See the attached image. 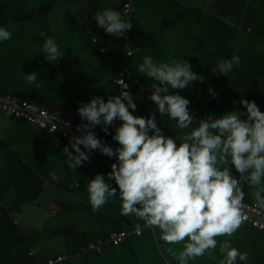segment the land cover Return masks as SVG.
Wrapping results in <instances>:
<instances>
[{"label":"crops","instance_id":"obj_1","mask_svg":"<svg viewBox=\"0 0 264 264\" xmlns=\"http://www.w3.org/2000/svg\"><path fill=\"white\" fill-rule=\"evenodd\" d=\"M107 8L131 23L125 36L97 27L95 14ZM0 27L11 32V39L0 42V100H27L86 123L78 116L79 103L94 95L105 102L117 96L116 78L125 64L128 92L137 105L133 114L148 117L156 111L149 99L155 81L137 68L146 55L161 63L173 54L204 77L179 91L198 118L244 111L241 99L254 100L264 112V0H0ZM45 35L63 55L57 61L45 58ZM234 55L240 64L226 77L219 74L218 62ZM31 73L35 84L25 79ZM157 121L166 135L179 134L167 116L157 113ZM65 146L72 151L66 139L0 109V264H179L167 252L169 245L158 240V229L120 214L118 197L92 211L89 180L110 172L111 164L90 153L89 162L69 169ZM244 191L250 193L247 186ZM245 201L253 199L246 195ZM121 231L126 237L113 244L109 237ZM226 239L249 253L237 264H264V232L244 222L232 237H217ZM171 247L178 251L183 245ZM214 255L216 261L206 253L189 264H219V246Z\"/></svg>","mask_w":264,"mask_h":264},{"label":"clouds","instance_id":"obj_2","mask_svg":"<svg viewBox=\"0 0 264 264\" xmlns=\"http://www.w3.org/2000/svg\"><path fill=\"white\" fill-rule=\"evenodd\" d=\"M94 20L106 34L118 38L132 28L129 20L112 8L97 12ZM9 39L11 32L0 27V42ZM43 52L50 62L63 56L55 40L46 35ZM172 55L168 62L161 63L146 55L137 68L155 81L149 99L156 111L148 117L133 114L137 105L127 91L109 96L106 102L95 95L88 103L80 102L78 116L86 123L76 126L79 136H69L72 151L69 146L63 148L67 157L64 163L75 170L89 162L90 153L97 150L114 159L110 172L89 180L92 211H99L118 197L120 214L134 216L143 221L144 227L158 229V240L169 245L167 252L179 264H189L206 253L208 259L216 261L214 250L218 246L222 257L219 264L246 262L248 252L233 247L230 240L218 241L217 237H232L248 219V205L243 203L246 195L251 196L257 210H264V112L254 100L241 99L244 111L225 112L219 118H198L190 111V100L179 91L194 82H203L204 77L194 72L188 61L172 59ZM239 64V56L234 55L231 60L218 62V73L226 77L233 65ZM25 79L35 84L37 75L31 73ZM209 93L216 96L211 88ZM157 113L175 121L179 134L166 135ZM62 123L66 128L72 126ZM96 126H101L105 135H112L111 128L112 140L118 147L101 141L94 131ZM245 186L250 193L244 191ZM136 230L139 235L140 225ZM180 244L181 250L171 247Z\"/></svg>","mask_w":264,"mask_h":264},{"label":"built area","instance_id":"obj_3","mask_svg":"<svg viewBox=\"0 0 264 264\" xmlns=\"http://www.w3.org/2000/svg\"><path fill=\"white\" fill-rule=\"evenodd\" d=\"M131 6L130 2L124 4V13L126 18H128V13L130 14ZM130 52L127 54L129 55ZM123 80L124 83H120V81ZM129 77H128V68L125 64H123L117 74L116 83L119 87V92L117 94L120 95L121 91H127L129 89ZM0 109L7 113L10 117L13 119H24L29 124H32L39 129H42L50 134H56L60 137L66 139L68 141L69 136L80 134L75 131L76 126L80 125V123L74 122L72 119L65 117L63 115H59L49 109L42 108L38 106L36 103L27 101V100H21V99H5L0 100ZM62 122H69L72 126L71 127H64V124ZM53 125L56 126V131H53ZM98 138L101 139V141L106 142L112 147H118L115 141L112 140V135H114V131L110 128L109 131L112 133V135L107 136L103 133V131L100 130H94ZM83 149V146H81ZM91 153H94L96 155L104 157L110 164L115 163L116 161L114 159H110L105 155H102L98 150L93 151ZM245 205H248V208L245 209L246 214L248 215V219L245 221L246 223H249L252 227H254L257 230H260L264 232V210H257L253 204V202L245 201L243 202ZM137 234V231H136ZM127 233L125 231H121L115 234H112L109 237V240L113 244H118L125 238ZM62 257H59L56 261H61ZM55 261L49 260L46 262V264H54Z\"/></svg>","mask_w":264,"mask_h":264},{"label":"trees","instance_id":"obj_4","mask_svg":"<svg viewBox=\"0 0 264 264\" xmlns=\"http://www.w3.org/2000/svg\"><path fill=\"white\" fill-rule=\"evenodd\" d=\"M104 133V132H103ZM105 134V133H104Z\"/></svg>","mask_w":264,"mask_h":264}]
</instances>
